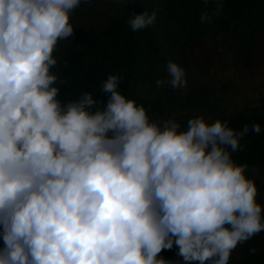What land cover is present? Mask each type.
<instances>
[{
    "label": "clouds",
    "instance_id": "9594fccd",
    "mask_svg": "<svg viewBox=\"0 0 264 264\" xmlns=\"http://www.w3.org/2000/svg\"><path fill=\"white\" fill-rule=\"evenodd\" d=\"M82 2L0 0V264H229L264 231L255 183L232 159L249 126L150 120L111 74L103 108L91 92L62 103L53 52ZM166 70L157 87H186L182 67ZM174 247L180 261L159 257Z\"/></svg>",
    "mask_w": 264,
    "mask_h": 264
},
{
    "label": "trees",
    "instance_id": "16d2710c",
    "mask_svg": "<svg viewBox=\"0 0 264 264\" xmlns=\"http://www.w3.org/2000/svg\"><path fill=\"white\" fill-rule=\"evenodd\" d=\"M221 3L222 7H218ZM78 9L71 19L80 13H95L98 22L82 30L73 28L71 37L57 43L53 52L57 64L51 69L58 77L54 85L60 89L57 99L67 103L91 92L98 100L97 107L103 108L108 96L100 88L111 74L122 78L118 91L142 105L150 120L158 123L175 119L184 128L188 119L202 115L209 122L227 121L236 131L248 125L250 131L240 140L241 147L232 153V159L247 165L246 177L254 181L257 203L264 209V100L262 106H245L225 113L220 109L224 91L198 87L182 95L170 84L156 85L157 80L171 79L166 70L169 61L187 65L188 59L180 50L181 40L189 42L213 28L241 37L239 64L250 67L258 56L257 33L264 34V0H85ZM144 11L157 12L155 23L132 31L130 16ZM202 15L210 19L201 23ZM254 123L261 126L259 134L251 131ZM177 251L176 247L162 250L159 257L180 261ZM229 264H264V231L238 244Z\"/></svg>",
    "mask_w": 264,
    "mask_h": 264
},
{
    "label": "rangeland",
    "instance_id": "374dc122",
    "mask_svg": "<svg viewBox=\"0 0 264 264\" xmlns=\"http://www.w3.org/2000/svg\"><path fill=\"white\" fill-rule=\"evenodd\" d=\"M100 7L97 6V9ZM79 9H75L71 16ZM95 16V17H94ZM94 16L80 13L71 19L73 28L85 29L98 22ZM76 23L79 26L75 25ZM182 41L180 49L188 59L185 71L186 87L177 88L176 92L185 95L205 87L224 91L221 108L225 113L236 111L245 106H262L264 100V34L259 31L256 36L258 56L248 68L239 64L242 43L235 33L225 32L219 28L206 35L196 37L189 42ZM185 42V43H183ZM179 50V51H180ZM205 118V117H204ZM2 232V228H0Z\"/></svg>",
    "mask_w": 264,
    "mask_h": 264
}]
</instances>
